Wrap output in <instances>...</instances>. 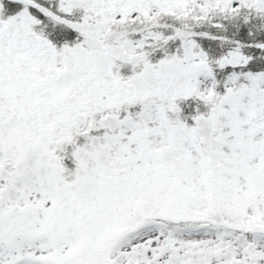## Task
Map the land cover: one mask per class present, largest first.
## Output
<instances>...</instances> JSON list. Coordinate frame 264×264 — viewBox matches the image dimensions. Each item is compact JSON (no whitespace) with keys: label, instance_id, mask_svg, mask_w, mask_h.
<instances>
[{"label":"snow or ice","instance_id":"snow-or-ice-1","mask_svg":"<svg viewBox=\"0 0 264 264\" xmlns=\"http://www.w3.org/2000/svg\"><path fill=\"white\" fill-rule=\"evenodd\" d=\"M0 264H264V0H0Z\"/></svg>","mask_w":264,"mask_h":264}]
</instances>
